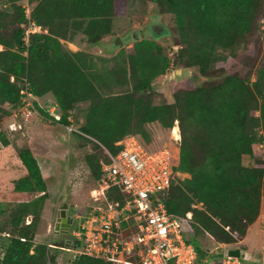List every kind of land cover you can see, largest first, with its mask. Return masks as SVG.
<instances>
[{"label":"trees","instance_id":"trees-1","mask_svg":"<svg viewBox=\"0 0 264 264\" xmlns=\"http://www.w3.org/2000/svg\"><path fill=\"white\" fill-rule=\"evenodd\" d=\"M23 1L0 0V119L21 104L25 82L34 95L53 96L63 125L71 123L76 102L90 100L84 121L72 135L77 146H91L82 160L97 183L101 162L108 160L107 155L100 157L101 147L113 154L118 149L115 143L126 135L157 147L149 123L170 130L177 121L180 142L175 170L188 176L172 181L164 198L167 212L181 220L183 232L192 233L189 237L200 259L205 258V250L198 234L207 233L219 243L244 236L258 218L264 197V161L253 152L254 144L264 142V74L256 69L251 81L248 73L241 76L216 68L214 50L233 49L254 30L263 0H151L159 13L175 15L182 45L173 66L180 63L197 69L188 84L171 91L173 103L160 104L150 103L142 91L153 75L167 73L170 63L144 39L131 47L119 67L98 75L87 72L93 64L85 53L72 52L61 41L71 37L72 30H80L90 45L100 43L112 32L113 19L124 13L126 0H28V18ZM28 22L40 31L29 33L25 41ZM247 58L252 65L257 60ZM196 75L202 77L200 82H194ZM99 79L112 83L108 93L98 88ZM131 82L132 94L120 91ZM36 109L51 119L46 109ZM176 132L174 126L172 135ZM9 144L0 130V148ZM18 158L26 173L14 190L24 193L25 199L0 223L1 264H112L84 253L76 238L64 247L72 252L68 263L56 261L57 253L51 248L59 247L34 242L47 183L29 146L18 150ZM105 195L108 201L123 202L117 188ZM27 216L29 223H25Z\"/></svg>","mask_w":264,"mask_h":264},{"label":"rangeland","instance_id":"rangeland-1","mask_svg":"<svg viewBox=\"0 0 264 264\" xmlns=\"http://www.w3.org/2000/svg\"><path fill=\"white\" fill-rule=\"evenodd\" d=\"M114 22L116 29L106 41L109 45L106 47L101 46L102 44L92 46L88 43L78 51L85 53L92 61L93 66L87 69V72H93L95 75H98L109 70H115V67H119L122 61L126 60L131 47L134 44H139L144 39V42L149 44L151 50H159L160 53L166 56L169 59L170 65L167 68V73H158L150 78V85L146 90L142 91V94L145 93L143 96L152 104L173 103L171 91L181 85L188 84L190 76L197 74L196 67H182L180 63H177V67H174V64H172V60L176 56V50L182 45L180 43L175 15L172 12L159 13L151 0H126L124 13L116 16L112 21V25ZM157 25L161 26L159 31L156 30ZM133 32H137L136 38L133 37ZM142 33L143 37L141 36ZM116 36L120 37L121 43L118 44L119 41H116L117 44L111 46ZM96 47H99L101 51L99 52ZM247 56L256 58V62L252 65ZM214 60V67L217 68L219 66L228 72H237L241 76L248 73L250 74L251 81L254 80L256 69L264 74V0L258 7L254 17V30L242 42L235 45L233 49L217 48L214 50ZM178 69L181 70L180 77L169 78ZM193 80L195 83L200 82L202 77L196 75ZM111 84L104 79L97 81L98 88L105 93L109 92ZM131 86L132 82L124 85L120 91L132 94ZM133 95L138 96L137 93H133ZM49 104L50 102L47 101L46 105L48 107L50 106ZM89 104L90 100L79 101L74 104L70 116V128L77 129L84 121L85 115L83 111ZM255 113L258 114V112ZM34 115H36L34 112L28 114L27 120L34 118ZM46 119L48 117L40 114L38 121L41 120L40 127H42V130L39 127L40 132H33V136L37 135L36 137H38L42 134L40 139L41 141L43 140V143H39L38 147L41 146L40 148L43 152L54 154V156L60 158L53 160V165L46 163V161L41 162L42 176L47 183V197L42 204L35 240L48 242L49 246L55 248L59 247V250L51 248V251H56L57 253L56 261L60 263L67 259L65 263H68L71 251H65L64 247L66 240H69L71 244L75 238L71 233L73 225L80 224L89 207L91 205H100L104 202V198L99 192L95 191L98 187L97 181L90 175L88 168L82 160L84 152L92 151L91 146L88 144L84 147L76 146V148L71 149L70 144L75 142V138L72 135L73 130L71 131V129L62 125L59 129L52 131L50 127L45 128L44 121ZM17 120L20 125L23 121H26L21 118V115H18ZM8 122V116L1 117L0 130H3L7 138L10 139V144L0 148V223H3L9 212L25 199L24 193L16 192L14 187L26 172L18 158V150L27 145L26 143L28 142L26 141L28 137L21 129L14 132L7 131L6 125ZM149 126L154 131L157 147L169 142L172 145L171 135L173 127L170 130H164L154 122L149 123ZM51 135L54 137L59 136L60 139L64 140L65 144L63 147L60 146L59 150L58 148L55 150L50 143L49 137ZM259 144L253 145V152H255L256 157L264 161V142L260 145L262 147ZM47 149H51V151L49 152ZM53 149L55 152H53ZM107 151L106 148L101 147V151L99 152L100 157L103 158L107 155ZM244 164H247V159L244 160ZM182 177L185 178L183 175ZM262 201H264V197L261 198ZM63 202H66L68 205L67 214L73 217V223L68 234L55 233L54 231L56 215L59 206ZM262 209L264 211V208ZM41 218L43 222H40ZM27 220H30V216L26 217L25 223H27ZM258 228L262 231V237H252V233L250 232L248 236L253 240H247V242L243 241L246 233L242 237H237L231 243H219L207 233H200L197 235V238L201 244V248L203 247L205 250L204 256L206 258L210 257L215 260L216 255L219 253L223 255L224 250L248 243L249 246L246 247V250L252 255L251 261L262 257V263L264 264V214L259 219ZM40 232L43 233V236H40ZM189 236L192 238V233Z\"/></svg>","mask_w":264,"mask_h":264},{"label":"built area","instance_id":"built-area-1","mask_svg":"<svg viewBox=\"0 0 264 264\" xmlns=\"http://www.w3.org/2000/svg\"><path fill=\"white\" fill-rule=\"evenodd\" d=\"M23 7L28 18V0ZM38 31L37 26L28 22L25 41L29 33ZM20 92L21 104L8 116L6 128L10 132L21 127L18 115L26 120L31 112L37 113L35 95L28 83ZM46 111L54 122L60 120L56 105L51 104ZM65 126L78 131L70 128L71 124ZM174 126L178 136L171 135L172 145L169 142L159 147L146 146L137 136L126 135L115 143L118 146L115 153L107 151L108 160L101 162V177L95 189L104 202L91 205L78 228L71 232L81 242L80 249L112 264H254L252 259L236 256L200 259L191 238L181 228V220L167 212L164 198L172 181L188 176L175 170L180 129L177 121ZM113 188L123 195V202L106 199V192ZM190 216L191 212H187L186 217Z\"/></svg>","mask_w":264,"mask_h":264},{"label":"crops","instance_id":"crops-1","mask_svg":"<svg viewBox=\"0 0 264 264\" xmlns=\"http://www.w3.org/2000/svg\"><path fill=\"white\" fill-rule=\"evenodd\" d=\"M25 2V0L23 1V3ZM22 3V4H23ZM158 26V25H157ZM116 29V25H115V22L114 24L112 25V32ZM73 34L71 37L67 38L66 40H61L65 47L67 46L68 49L72 52H78L81 50L82 46H85L88 44L87 42V39H86V36L80 31V30H72ZM112 32H110L109 34H106L102 37L100 43L94 45V46H98L99 44H102L101 46L103 47H106L108 44V42H106L111 36H112ZM137 32H133V37L136 38L135 36H137ZM141 36L143 37V33L141 34ZM120 38V37H119ZM111 46H113V44H111ZM98 48V51L100 52V48L99 47H96ZM49 101L50 104H54L56 105V102L53 98V96L50 94V93H45L44 95L42 96H37L35 95V102H34V107L36 109V106L38 108H41L42 110L45 111V109L48 107V105H46V102ZM36 104V106H35ZM57 107V106H56ZM37 111V109H36ZM40 112L37 111L36 115H34V118H31L30 120L26 119V121H23V123L20 125V129L23 131V133L27 134V137H28V140L26 142L27 146L30 147V149L32 150L34 156L36 157L37 159V162H38V165L41 169V162L43 161H46V163H49L51 165H53V160L55 159H58L60 157H57V156H54V154H51V153H48V152H43L42 149L39 146V143H43V140L41 141V135H39L38 137H36L37 135H34L33 136V132L35 131H39V127L41 126V120L38 121V117L40 116ZM28 117V116H27ZM69 121L71 122V117H69ZM44 125L45 128L47 127H50L52 128V131H55L56 129H59L63 124L59 123V122H54L52 121L51 119H46L44 121ZM64 126V125H63ZM42 127H40L41 129ZM42 130V129H41ZM32 131V132H31ZM30 135V136H29ZM45 137V135H43ZM62 137H64L62 135ZM50 143L53 145V147L55 148H58L59 150V147H63V145L65 144L64 140L63 139H60L59 136H50ZM53 139V140H52ZM75 144H70L71 146V149H74L76 148L77 146V142L76 140H74ZM60 147V148H61ZM70 149V148H69ZM54 150V149H53ZM55 150L53 152H55ZM47 151H51V149H47ZM51 155V156H50ZM56 157V158H55ZM41 172H42V169H41ZM26 173V172H25ZM49 192V191H48ZM264 208V201L261 202V211H260V214L258 216V218L248 227V229L246 230V234H245V237L243 239V241H246L247 240H253L252 238H249V233L251 232V236L252 237H258V238H261L262 237V231L258 228V224H259V219L262 217V215L264 214V211L263 209ZM31 218V217H30ZM30 220H27L26 222L29 223ZM40 222H43V219L41 218V221ZM40 236H43V233L40 232ZM36 235V234H35ZM34 242L36 243H39L40 241H36L35 240V237H34ZM251 242V241H250ZM41 243H47L49 245L48 242H42ZM244 246H249L248 243ZM261 261L263 260L262 257L259 258Z\"/></svg>","mask_w":264,"mask_h":264},{"label":"water","instance_id":"water-1","mask_svg":"<svg viewBox=\"0 0 264 264\" xmlns=\"http://www.w3.org/2000/svg\"><path fill=\"white\" fill-rule=\"evenodd\" d=\"M160 27L161 26L159 25L156 26V30L159 31ZM116 41H119L118 44L121 43L120 38L118 36L114 38L113 45L117 44ZM180 73H181V70L178 69L176 70V73L171 74L169 78H173L175 76L180 77ZM67 207L68 205L66 202H63L59 206V210L57 212L55 224H54L55 233H63V234L69 233V230L73 223V217L67 214ZM69 247H70V241L66 240L65 248H69ZM223 256H236V257L243 258L247 261H250L252 259L251 253L246 250V246L244 245L236 247V248H230V249L224 250ZM70 257H72V252L70 253ZM1 263H2V256L0 255V264Z\"/></svg>","mask_w":264,"mask_h":264},{"label":"bare ground","instance_id":"bare-ground-1","mask_svg":"<svg viewBox=\"0 0 264 264\" xmlns=\"http://www.w3.org/2000/svg\"><path fill=\"white\" fill-rule=\"evenodd\" d=\"M173 130V129H172ZM178 135H177V132H176V135H175V138L177 137Z\"/></svg>","mask_w":264,"mask_h":264}]
</instances>
